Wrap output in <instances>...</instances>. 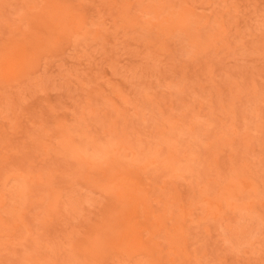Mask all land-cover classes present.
Wrapping results in <instances>:
<instances>
[{"label":"rangeland","instance_id":"obj_1","mask_svg":"<svg viewBox=\"0 0 264 264\" xmlns=\"http://www.w3.org/2000/svg\"><path fill=\"white\" fill-rule=\"evenodd\" d=\"M0 264H264V0H0Z\"/></svg>","mask_w":264,"mask_h":264}]
</instances>
